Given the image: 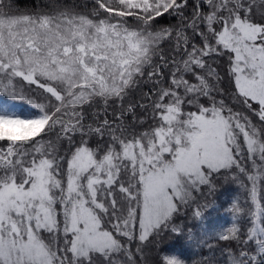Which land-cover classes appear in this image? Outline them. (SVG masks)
<instances>
[{
	"label": "snow or ice",
	"instance_id": "6c2138e0",
	"mask_svg": "<svg viewBox=\"0 0 264 264\" xmlns=\"http://www.w3.org/2000/svg\"><path fill=\"white\" fill-rule=\"evenodd\" d=\"M0 98V264H264V0H0Z\"/></svg>",
	"mask_w": 264,
	"mask_h": 264
},
{
	"label": "trees",
	"instance_id": "16d2710c",
	"mask_svg": "<svg viewBox=\"0 0 264 264\" xmlns=\"http://www.w3.org/2000/svg\"><path fill=\"white\" fill-rule=\"evenodd\" d=\"M18 5L23 8L25 6L31 5V0H17ZM4 100L3 98H0ZM19 110H22L23 107L26 106H18ZM238 189L237 186L230 183H223L220 189L218 190L215 200H216V208L211 210L208 213L206 218L205 225L209 230V233L212 231H219L224 228L230 227L233 222V216L228 211L232 198L237 194ZM225 195H227L225 197ZM225 220V224L221 221ZM177 224H185L187 225V220L185 218L178 219L176 221ZM241 225H245L246 221H241ZM187 231V227L185 228ZM162 251L159 255H173L178 258L184 259L187 264H192V260L198 259L199 255H195L200 253V249L195 245H189L186 237H181L180 239L169 240L166 241L165 245L162 246ZM206 249L204 253L206 254Z\"/></svg>",
	"mask_w": 264,
	"mask_h": 264
},
{
	"label": "rangeland",
	"instance_id": "374dc122",
	"mask_svg": "<svg viewBox=\"0 0 264 264\" xmlns=\"http://www.w3.org/2000/svg\"><path fill=\"white\" fill-rule=\"evenodd\" d=\"M7 103H10V102L5 101V100H1V99H0V104H7ZM16 110H17V111H20L18 106H16ZM226 196H227V195H225V197H226ZM221 222L225 224V220H222Z\"/></svg>",
	"mask_w": 264,
	"mask_h": 264
}]
</instances>
